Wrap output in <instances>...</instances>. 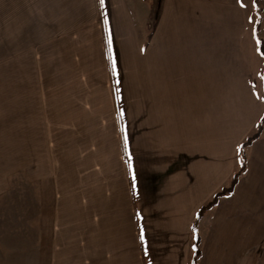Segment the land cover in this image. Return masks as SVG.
<instances>
[{"label":"crops","instance_id":"0c3cea01","mask_svg":"<svg viewBox=\"0 0 264 264\" xmlns=\"http://www.w3.org/2000/svg\"><path fill=\"white\" fill-rule=\"evenodd\" d=\"M253 7L0 0V264H264Z\"/></svg>","mask_w":264,"mask_h":264},{"label":"trees","instance_id":"16d2710c","mask_svg":"<svg viewBox=\"0 0 264 264\" xmlns=\"http://www.w3.org/2000/svg\"><path fill=\"white\" fill-rule=\"evenodd\" d=\"M257 4H258V0H255L254 6H257ZM258 20H259V16H257V22L254 28V36H255V43L257 47V53L259 54L263 62L262 69L260 72V80H261L263 92H264V43L258 37V31H259L258 29L259 21ZM263 125H264V114L262 115L261 119L257 123L255 133H252L248 137H246L243 143L239 146V152L242 155L244 153V150L247 149L249 146H251V144L260 137ZM244 170H245V162L244 160H241L239 168L230 178L228 186L223 188L221 191L217 192L207 204H205L203 207L200 208L196 216L197 219L200 218L205 212L215 207L220 198L229 196L233 192V189L235 188L240 176L244 173ZM198 243H199L198 238L195 237L193 239L195 256L198 255Z\"/></svg>","mask_w":264,"mask_h":264},{"label":"rangeland","instance_id":"374dc122","mask_svg":"<svg viewBox=\"0 0 264 264\" xmlns=\"http://www.w3.org/2000/svg\"><path fill=\"white\" fill-rule=\"evenodd\" d=\"M247 1H249V0H247ZM254 2H255V0H254ZM260 6L261 5H259V0H258V4H257V6H254L253 8H252V12L250 13L251 14V24H252V26H253V28H255V26H256V22H257V16H259L260 17V15H261V8H260ZM259 22H260V20H258ZM258 29H259V25H258ZM253 31H254V29H253ZM211 40H213V38H211ZM261 63H262V65H263V62H262V60H261ZM261 63H260V65H261ZM260 69H261V67H260ZM261 105H263L264 106V94H263V96H262V98H261ZM226 110H227V113H225V111L223 110V119L225 118L224 117V115H227V114H229V112H230V110H228L229 109V107H227L226 106ZM239 111V110H238ZM225 128V124H224V120H223V129ZM256 129V128H255ZM255 129L253 130V132L252 133H255ZM252 133H250V134H252ZM249 134V135H250ZM248 135V136H249ZM247 136V137H248ZM240 153V152H239ZM239 158L241 159V160H244V159H242V154H241V156L239 155ZM241 160L239 161V165H240V162H241ZM5 167H3V169H4ZM238 168V167H237ZM7 172H9V173H14V174H18V173H20L21 172V169H20V166H11V167H8V170H7ZM16 181H17V179H16ZM14 184L15 185H18V186H20V182H14ZM228 186V185H227ZM18 192V193H17ZM15 191V193H14V197H13V199H12V202L9 204L8 203V205H10L11 206V212H9L8 213V211L10 210V209H8V210H6V212L4 213H2L1 214V216L0 217H3L4 218V221L5 222H20L21 221V214H20V206H21V200H20V192L19 191ZM5 258V257H4ZM3 260H5V259H3ZM4 264H6V263H4Z\"/></svg>","mask_w":264,"mask_h":264},{"label":"snow or ice","instance_id":"6c2138e0","mask_svg":"<svg viewBox=\"0 0 264 264\" xmlns=\"http://www.w3.org/2000/svg\"><path fill=\"white\" fill-rule=\"evenodd\" d=\"M99 3L101 5V7H103L104 5V0H99ZM241 6L243 7V4H241ZM105 23H107V21H105ZM109 45L111 46V39L109 38ZM116 68H115V61H113V73L115 74ZM131 167V165H130ZM143 239V237H142Z\"/></svg>","mask_w":264,"mask_h":264}]
</instances>
